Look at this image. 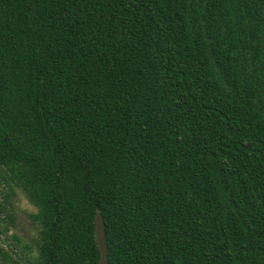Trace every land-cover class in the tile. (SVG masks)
<instances>
[{"label": "trees", "instance_id": "16d2710c", "mask_svg": "<svg viewBox=\"0 0 264 264\" xmlns=\"http://www.w3.org/2000/svg\"><path fill=\"white\" fill-rule=\"evenodd\" d=\"M14 188L32 264H264V0H0Z\"/></svg>", "mask_w": 264, "mask_h": 264}, {"label": "rangeland", "instance_id": "374dc122", "mask_svg": "<svg viewBox=\"0 0 264 264\" xmlns=\"http://www.w3.org/2000/svg\"><path fill=\"white\" fill-rule=\"evenodd\" d=\"M10 204L12 225L6 234H0V249L17 264H32L38 254L39 225L32 218L37 210L18 189L12 191ZM0 264L12 263L0 257Z\"/></svg>", "mask_w": 264, "mask_h": 264}, {"label": "water", "instance_id": "95a60500", "mask_svg": "<svg viewBox=\"0 0 264 264\" xmlns=\"http://www.w3.org/2000/svg\"><path fill=\"white\" fill-rule=\"evenodd\" d=\"M95 244L99 252V264H108L107 243L102 216L95 214L94 218Z\"/></svg>", "mask_w": 264, "mask_h": 264}, {"label": "flooded vegetation", "instance_id": "af4514ba", "mask_svg": "<svg viewBox=\"0 0 264 264\" xmlns=\"http://www.w3.org/2000/svg\"><path fill=\"white\" fill-rule=\"evenodd\" d=\"M14 189H17V188H14ZM14 189H13V191H14ZM19 190V189H18ZM11 195H12V193H11ZM11 198V197H10ZM8 206L6 207V209H8V212H9V214L12 216V214H11V204H10V199L8 200ZM3 215H5L4 213H3ZM3 215H0V218L2 219V220H5L4 219V216ZM12 220H13V216H12ZM2 224V223H1ZM11 225H12V221H11V223L10 224H8V225H6V223H3L2 225H0V228H1V230H0V234H2V233H7L8 232V230H9V228L11 227ZM6 227H7V229L8 230H6ZM12 264H14V263H12Z\"/></svg>", "mask_w": 264, "mask_h": 264}]
</instances>
